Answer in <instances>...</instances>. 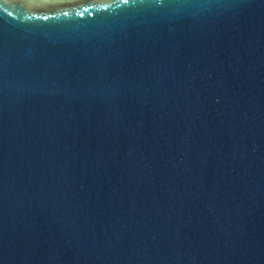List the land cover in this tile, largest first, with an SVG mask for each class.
Wrapping results in <instances>:
<instances>
[{"label": "water", "instance_id": "obj_1", "mask_svg": "<svg viewBox=\"0 0 264 264\" xmlns=\"http://www.w3.org/2000/svg\"><path fill=\"white\" fill-rule=\"evenodd\" d=\"M0 264H264V0H0Z\"/></svg>", "mask_w": 264, "mask_h": 264}]
</instances>
